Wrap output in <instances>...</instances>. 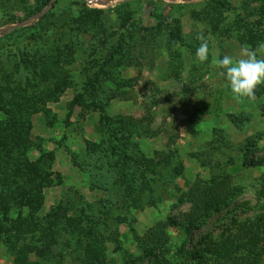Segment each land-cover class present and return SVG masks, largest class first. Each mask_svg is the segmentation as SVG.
<instances>
[{
    "label": "rangeland",
    "instance_id": "1",
    "mask_svg": "<svg viewBox=\"0 0 264 264\" xmlns=\"http://www.w3.org/2000/svg\"><path fill=\"white\" fill-rule=\"evenodd\" d=\"M45 7V0H0V141L29 128L23 161L49 174L40 173L41 186L28 174L18 179L25 191L42 192L33 208L24 194L9 206L0 264H19L21 241L9 228L19 214L35 237L57 234L42 264H151L139 260L136 237L189 211L190 204L177 206L178 188L227 172L244 187L231 207L257 204L264 166L243 163L249 139L259 148L251 157L264 155V85L254 100H238L211 61L212 53L235 59L241 46L264 42V0H58L46 17L11 28ZM199 35L210 50L203 64L195 57ZM78 95L82 104H74ZM152 171L174 174L171 198L153 205L158 192H135V207L128 187L141 190V176L151 181ZM227 210L188 241L171 229L172 243L186 254L199 251L205 235L232 224ZM30 259L37 260L35 252Z\"/></svg>",
    "mask_w": 264,
    "mask_h": 264
},
{
    "label": "trees",
    "instance_id": "2",
    "mask_svg": "<svg viewBox=\"0 0 264 264\" xmlns=\"http://www.w3.org/2000/svg\"><path fill=\"white\" fill-rule=\"evenodd\" d=\"M155 1L149 0V3L154 5ZM50 2L51 0H45V5L47 6ZM30 17L24 20L28 21ZM31 22H34V20L29 23ZM82 99L83 97L78 95L74 104H82ZM104 119L110 121L107 115L102 116V120ZM29 132V128L26 130L17 129L13 133L7 132L8 139L0 141L1 152H3V149H7L8 153H0V199L2 203L0 211L3 215V221L0 224L8 222L10 219L7 215L9 206L16 197L24 199L22 194L27 195V204L31 208L34 207L35 200H39L37 195H41V189L38 194L29 193L23 189L18 179L28 174L27 178L34 181L39 180L41 186V181L46 179V177H40V173L43 172L47 177L49 175L47 172L39 169L36 164H27L26 161H23L25 159L22 158L21 154H25L31 144ZM16 149L18 157L13 155V151ZM258 149L257 140L249 139L246 142V154L243 163L245 168L264 166V155L251 157V153L256 152ZM103 152L106 153V149H103ZM131 160H134V158H131ZM141 161V159L135 160V162L140 163ZM145 162L149 165L154 163L153 160L151 161L148 158L145 159ZM149 170L147 169L146 173L150 172ZM152 172L154 178L151 181L141 176L143 179L141 190H135L134 185L128 187L132 190L129 197L135 207H139L138 197L133 196L135 192H138L139 196H145L146 193L147 196L150 194L151 198H154L158 192V197H155L154 201L151 202L153 205L167 202L171 198V191L168 189L167 184L171 176L174 179V174L169 175L168 173L165 174L159 171ZM260 185V189L256 191L258 199L256 205H251L249 202H240L236 203L234 207H231V205L237 200L239 193L242 191L241 189H244V187L235 183L232 176L227 172L213 173L210 179L207 180L197 178L187 191H183L177 187L180 194L177 199V206L186 203L190 204L189 211L184 213L182 218L168 217L165 221H160L144 237L136 235V240L142 252L139 260H148L151 264H187L191 261H196L199 264H262L264 260V181L260 182ZM226 209H228L227 212L229 214L234 215L231 221L232 224L224 229L221 228L222 230L217 234L205 235L203 247L199 251H190L186 254L184 248L181 247L182 245L176 246L172 243L171 229L182 231L187 238L186 241H188L195 229L207 226L213 215L221 214ZM251 211L254 213L252 217L245 219L238 217V214L249 213ZM67 218L68 221L73 220L68 215ZM27 219L28 217L25 218V216L19 214V219L17 218L14 222L13 220L10 221L11 227L9 228L14 232V237L21 241L20 247H16L21 251L17 254V260L19 261L17 263H46V255H51L50 245L53 241L57 242V234L55 230L45 231L39 239L33 234L34 228H27ZM60 220L58 217L52 224L59 226ZM4 226L1 225L0 229ZM61 228H59V231ZM8 238H6L8 241L14 240L13 236H10V239ZM35 238L38 242L36 244ZM66 246L70 248L73 245L69 241ZM31 252L36 253L37 260L32 261L30 259ZM170 255L172 256L171 258ZM137 262L138 259L131 258L127 260L126 264H137Z\"/></svg>",
    "mask_w": 264,
    "mask_h": 264
},
{
    "label": "clouds",
    "instance_id": "3",
    "mask_svg": "<svg viewBox=\"0 0 264 264\" xmlns=\"http://www.w3.org/2000/svg\"><path fill=\"white\" fill-rule=\"evenodd\" d=\"M197 39L201 43L195 57L203 64L209 59L208 40L203 35ZM212 55L215 57L211 61L212 65L223 70L221 75L225 76L234 98L254 100L257 88L264 85V42L258 43L255 48L247 44L241 46L239 56L235 59L231 55H224L222 59L215 53Z\"/></svg>",
    "mask_w": 264,
    "mask_h": 264
},
{
    "label": "water",
    "instance_id": "4",
    "mask_svg": "<svg viewBox=\"0 0 264 264\" xmlns=\"http://www.w3.org/2000/svg\"><path fill=\"white\" fill-rule=\"evenodd\" d=\"M57 1L58 0H51V2L41 12H39L36 15L31 16L28 21H22L16 25L12 26L11 28H19V27L27 26L30 21L41 19V18L45 17L49 13V11L55 6V3Z\"/></svg>",
    "mask_w": 264,
    "mask_h": 264
}]
</instances>
